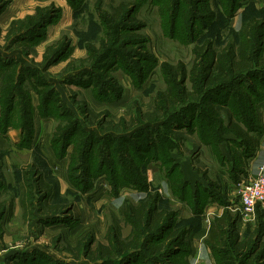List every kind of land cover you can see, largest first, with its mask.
I'll use <instances>...</instances> for the list:
<instances>
[{
    "label": "rangeland",
    "instance_id": "rangeland-1",
    "mask_svg": "<svg viewBox=\"0 0 264 264\" xmlns=\"http://www.w3.org/2000/svg\"><path fill=\"white\" fill-rule=\"evenodd\" d=\"M5 1L7 4L3 11L9 7L0 19V46L6 45L4 36L10 23L7 22L8 16L6 17L8 12L21 13L26 16L28 13H34L37 6H49L51 10H56V13H54L56 18L45 28V36L39 44L31 45L26 40H17L11 46L12 50L10 51H14L12 54H15L17 58L26 59V61L30 62V66L37 67L36 72L44 71L45 80L52 84L49 89L50 92L52 90L53 96H59V99L65 105L60 111L66 116L59 123L54 117H47L51 118L50 123L49 121H42L36 118L34 123L37 133H32L29 143L25 146L19 147L20 141L17 143L19 148H30L34 144L30 152H25L24 150L12 152L9 150L8 154V152L6 153L7 150H0V180L7 184L4 191L0 193V201L4 204L3 217L6 220L5 223L0 221V264H17V258L16 260L9 258V254L11 255L15 251L17 254L26 253L29 255L30 257L28 256L27 260L31 263L40 262L44 258L51 260L52 263L49 264H54L56 260L57 262L59 261V264H159V262L168 264L171 260H173L171 264H197V258L194 257L197 252L195 242L194 244L191 242L194 247L192 248V253L189 246L190 249L188 254H186L185 250L181 248L178 249V252H175L174 246L167 245L166 237L163 239L165 241L163 245L166 248L154 258L150 257L143 248L138 247L130 249L126 254H123L116 247H112L111 258H101L93 253L98 245H108L105 235L107 234L108 226L113 224V221L117 222L122 239L131 234V225L125 223L121 215V208L125 203L137 204L146 197L145 194L158 191L162 197L160 206H166L167 204L169 208L177 211L176 220L179 222L184 214H188L189 211L187 209H189V206L171 199L169 192L162 184L163 182L161 183L159 178L155 177V171H159L162 180L165 175V170L160 161L144 162L147 164L146 168H144L148 190L144 191L145 194L142 196L138 195L143 191L132 185L124 186L122 184L117 190L114 189L111 184L113 174L108 177L105 173L93 176L89 189L81 192L69 182L67 170L73 165L78 169L80 162H84L82 160L84 155H81L78 150L73 152L72 146L77 140L83 142L86 134H82L80 130H77L70 136V144L66 149V154L61 158L55 155L51 145L52 137L57 125L63 128L67 127L71 125L76 117L86 131L95 132L99 137L109 136L97 143L94 151L92 150L88 153V164L98 163L100 158L103 157V145L108 144L107 148L113 151L116 162V166L111 168V172L116 169L119 171H124L125 168L132 169L131 165L133 167L139 166V155L135 154L136 148L138 149L139 147L141 150L143 148L149 149L152 144L146 141L144 130L142 133L136 131V129L148 125L152 127L158 126L154 121H150V118L156 115L161 116V112L155 109L156 92L166 88L160 69L161 63L176 64L181 62L189 69L195 60L193 53L195 46L202 44L205 40H211L215 49L218 50L226 40L231 39L236 34V31L239 30L241 11L250 4L253 5L251 7H254L253 11L250 9V12L261 10V15H263L264 1L243 0L241 1L242 4L235 10L233 17L228 18L225 9L228 4L226 6L224 0H208V6L211 10H214L216 16L212 24L203 29L197 22H194L192 15L190 16L191 25L195 24L192 32L176 29L173 37L169 35L171 31L169 30L168 22L170 23V21L168 17H164L161 1L157 4L156 0H142L141 2L143 3L134 7L133 5L140 0H76L75 5L77 7L75 9L68 4L67 0ZM183 1H185L183 8H185L184 5H187V7L193 6V10L197 8V5L202 7L200 3H194L197 2L196 0ZM11 2L12 4L9 5ZM114 12H117L120 16L127 14L130 19L129 21L127 19L124 20L126 25H122V28L118 29L117 34H119V37H116V32H113L114 26L111 18ZM248 15L249 13H246V17ZM179 20L180 18L178 17L175 26L179 24ZM123 26H128V29ZM175 28H179V26ZM115 38L117 40H113ZM130 38H135L136 40H131ZM43 41H46V45H43ZM140 42H143L144 47L141 46ZM50 44H53V47L49 50L48 56L60 46L66 45L65 48L67 50L65 49L66 52L61 58L47 67L43 59L46 47ZM25 52L27 54L26 57H24ZM144 55H148L150 58L137 59V56L141 58ZM139 70L142 71L145 77L141 86L138 84L139 75L136 74ZM18 71L17 69L14 73ZM102 72L106 75H100ZM130 72L135 75L133 76ZM80 73L82 75L78 78L77 75ZM91 79L96 84L98 83L97 88L88 85ZM243 81L245 84L254 85L256 92L261 91L258 83L260 80L257 78L247 79L245 77ZM101 83H103V86ZM185 85L189 86V82L185 81ZM17 86L18 88H16L20 89L22 93L26 92L28 94L33 105L36 94L33 89H29L24 80L20 81ZM46 89L44 87V90ZM97 90H103L109 100L97 99ZM231 90L228 104L237 108L239 116H244L246 98L242 94L239 95V108L235 102L238 98L237 91L235 87H232ZM103 98H106V96H103ZM226 98L227 95L224 92L218 95V99L221 102H226ZM249 98L253 100L250 99L248 101L251 103L252 109L255 108L258 111L260 106H258L257 97L252 94L249 95ZM17 104L19 116L22 105L19 102ZM0 106H2L1 101ZM65 109L72 113L67 115ZM204 109L210 112L209 105H204ZM218 110L220 117L227 120V114L230 111L226 106ZM111 134H120L127 136V138L123 140L122 145H116V142H111L108 139ZM2 138L6 139L5 136H2ZM181 138L184 139H180V143L176 146L179 151L176 152L173 149L171 152L173 160L180 164L181 158L189 159L192 166H194L192 168L204 170L203 172H207L208 177L213 179L212 182L215 184L220 183L221 185V179L215 170V167H219L212 166L213 162L210 161V154L207 155L204 150L200 151V148H202L201 144L192 135L187 134L185 129L184 131L182 130ZM7 144L12 145L11 141L8 140ZM40 145L47 152L40 151ZM80 147L78 145V148ZM121 147L123 148V153L120 152ZM130 147L133 150H129ZM73 157L80 159V161L76 162ZM130 161L132 162L130 163ZM5 162L6 165L8 162L17 165L16 170L9 168L5 171ZM31 163L37 167L38 173L43 175L44 181L50 186L51 196L49 195L48 201L43 198L39 201L34 197L32 203L34 209L29 213V217L23 216L21 207L16 204L19 203L20 186L26 173L25 168L29 169L27 166ZM150 165L151 168H149ZM75 168L74 173L79 176L82 171L75 172ZM85 178L83 177V180ZM29 180L34 183L32 176H29ZM165 182L167 183L166 179ZM77 184L79 183L77 182ZM221 188H223V185H221ZM232 193L230 195V191L224 187L220 195L223 203L218 204L213 201L217 204V211L221 212L223 208H228L230 211L240 214L241 205L239 204L238 195L236 192ZM49 204H55L58 207L53 208V212L47 210L39 212L37 210L38 206L45 205L44 207H48ZM224 204L228 205L223 206ZM13 206L17 207L14 212ZM185 210H187V213H181L185 212ZM24 215H27V212ZM257 216L258 214H255L253 221H249V224L243 222L240 217V234L252 231L253 223L256 222ZM262 218L264 220L263 215ZM41 221L46 224L42 225ZM146 235L147 232L145 231L143 238ZM187 240L190 245L189 236ZM155 242L153 241L151 244L154 246ZM76 246L79 247L78 251L70 250ZM187 247L182 248L186 249ZM32 254L33 258L31 257Z\"/></svg>",
    "mask_w": 264,
    "mask_h": 264
},
{
    "label": "trees",
    "instance_id": "trees-1",
    "mask_svg": "<svg viewBox=\"0 0 264 264\" xmlns=\"http://www.w3.org/2000/svg\"><path fill=\"white\" fill-rule=\"evenodd\" d=\"M141 1H137L133 6L140 5L143 3ZM160 1L162 2L161 9L164 17H168L171 23L170 25L168 22V27L171 31L169 35L172 37L176 33V29L192 32L195 27L193 22V25H191L190 16L192 15L194 22H197L203 29L211 25L216 17L214 10H211L208 6V0H196L197 2L194 3H200L202 7L197 5L194 10L193 6L187 7V5H184L185 8H183L182 6L185 2L183 0H156V3L158 4ZM241 1L243 0H224V4L226 3V6L228 4L227 7L225 6L228 18L233 17L235 10L242 4ZM67 2L72 8L75 9L77 7L75 5L76 0H67ZM6 4L5 0H0V13L3 12ZM251 6L253 5L249 4L241 11L239 30L236 31V34L231 39L226 40L221 48L216 50L211 40H205L202 44L193 48L195 60L189 69L181 62L176 64L161 63L160 69L166 88L165 90L157 91L155 96V109L161 112V116L156 115L150 118V121H154L158 126L152 127L148 125L136 129V131L142 133L144 130L146 141L152 144L149 149L143 148L141 150L138 147L140 149L138 150L136 148L135 154L139 155V166L133 167L131 165L132 169L125 168L124 171L116 169L111 172V168L116 166V162L113 151L107 148L108 144L103 145V157L100 158L98 163L88 164V153L92 150L94 151L95 145L109 136L99 137L95 132L86 131L76 117L69 125L70 127L63 128L58 125L55 127L56 130L53 134L51 145L55 155L59 158L65 156L66 149L70 144V136L77 130H80L82 134H86L83 142L77 140L72 146L73 152L78 150L81 155H84V157L82 156L84 162H80L78 169L75 168V165L69 167L68 164L69 170H67L69 182L81 192L87 191L92 177L100 173H105L108 177L113 174L111 184L116 190L123 184L124 186H135L139 190L146 192L148 190L145 175L147 164L144 162L160 161L165 170L164 178L167 180L171 196L175 201L185 203L191 209L192 216L183 217L180 222L177 221V211L169 208L167 204L166 206H160L162 197L158 191L145 195L146 197L137 204H123L121 215L124 222L131 225L132 232L122 239L119 226L117 222L113 221V224L108 226L107 234L105 235L108 245H98L93 251L99 257L111 258L112 247H116L123 254H126L130 249L138 247L143 248L150 257L154 258L166 248L163 245L165 237L167 245L174 246L175 252H178V249L181 248L188 254L190 247L187 237L191 231L200 227L201 215L208 201H216L218 204L223 203L221 202L223 200L220 197L221 193L218 191V184L212 182L207 172L195 168L207 181V185L204 186L200 182L192 185L183 178L179 164L171 157L173 149L176 152L179 151L176 146L180 143V139H183L181 138L183 129L188 133H194L201 143L208 145L211 153L218 159L220 164L226 163L228 165L229 175L233 182H237L238 173L243 172L245 169V162L255 154L259 136L264 130V14L261 15V10L250 12V9L253 11L254 8ZM54 13H56V10H51L49 6H37L34 13L28 14L23 18L11 20L4 36L6 41L4 47L6 50H12L11 46L17 40H26L31 45L39 44L45 36V28L56 18ZM246 13H249L247 17ZM178 17L180 20L176 26H179V28H175ZM126 19L130 20L127 14L120 16L117 12H114L111 21L116 37H119V34H117L118 29H121L122 25H126L124 23ZM123 27L128 29V26ZM130 39L136 40L135 38ZM140 43L144 47L143 42ZM52 47L53 44L48 45L44 53L43 61L47 67L61 58L67 50L65 48L66 45L60 46L48 56ZM26 55L25 52L24 57ZM137 57V59L150 58L148 55H144L141 58H139L140 56ZM17 69L19 74L18 72L14 73ZM36 69L37 67L32 66L21 65L19 67V64L12 57H5L0 53V101L2 105L0 106V133H5L10 126L19 128L21 130L19 147L28 144L32 137L34 114V107L28 94L26 92L22 93L20 89H17L20 81L24 80L29 89H33L37 94L38 104L36 110L40 117H54L59 123L66 116L60 111L65 105L59 99V96H53L52 90L50 92L49 89L52 84L45 80L44 71L36 72ZM130 73L133 76L135 75L133 72ZM141 73V70L136 73L139 75L138 84L140 86L145 79L143 73ZM81 75L80 73L77 77L80 78ZM100 75L105 76L106 74L102 72ZM245 77L247 79L257 78L260 80L258 83L261 91L256 92L254 85L245 84L243 81ZM185 81L189 82V86L185 85ZM97 84L93 79L88 83V85L93 87H96ZM101 85L103 86V83ZM44 87L47 89L44 90ZM232 87H235L237 91L238 98L235 102L239 108V95L242 94L246 98L244 116H239L237 108L228 104ZM221 92L226 93V102L219 101L218 95ZM252 94L257 97L258 106H260L259 112L255 108L252 109L251 103L248 102L251 99L249 95ZM103 96H106V98H103ZM96 98L109 100L103 90L96 91ZM18 102L22 105L19 116L17 111ZM204 105L210 106V112L204 109ZM224 106L230 111L227 114V120L220 117L218 112V109ZM65 111L67 115L72 113L68 109H65ZM65 132L66 134L64 135ZM126 138L127 136L120 134H111L108 139L111 142H116V145H122L123 140ZM222 142L227 143L230 160L223 156L219 150L218 146ZM78 145L81 147L78 148ZM129 150L133 149L130 147ZM120 152L123 153L122 147ZM70 159L72 160V158ZM74 160L76 162L80 161L78 158H74ZM27 167L29 169L25 168L26 173L23 182H21L18 204L21 207L22 215L30 217L29 213L34 209L32 205L33 198L36 197L39 201L43 198L48 201L51 191L50 186L44 181L43 175L38 173L37 167L33 166L32 163ZM74 168L75 172L82 171V173L79 176L75 175ZM29 176L33 177L34 183L29 180ZM83 177L86 178L83 180ZM6 185L3 180H0V193L4 191ZM45 205L38 206L37 210L39 212H42V210L53 212L52 209L58 207L55 204H49L48 207H44ZM227 205L224 204L223 206ZM3 206V202L0 201V221L4 218ZM25 212H27V215H24ZM256 214L258 216L256 222L253 223L252 231L244 234H240V214L238 212L223 208L220 213L214 214L209 222L207 235L204 239V244L209 249L214 264H264V220L260 210L257 209ZM45 224V222L42 223V225ZM145 231L147 235L143 238ZM153 241H156L154 246L151 244ZM185 246L189 248H182ZM70 250L78 251L79 247L76 246ZM28 256L26 253L17 254L16 252L9 255V258L12 260L17 258V264L52 263L51 260L44 258L40 262L31 263L27 260ZM31 257L33 258V254ZM171 261L168 264L173 263V260ZM58 262L56 260L54 264H59ZM159 264L163 263L159 262Z\"/></svg>",
    "mask_w": 264,
    "mask_h": 264
},
{
    "label": "crops",
    "instance_id": "crops-1",
    "mask_svg": "<svg viewBox=\"0 0 264 264\" xmlns=\"http://www.w3.org/2000/svg\"><path fill=\"white\" fill-rule=\"evenodd\" d=\"M24 2H28V0H24ZM11 4H12V2L9 5H11ZM8 7L6 9H4V11L2 13H0V19L2 18V14L7 12ZM28 14H32V13H28ZM7 16H8L7 22L9 23L11 20L21 18L24 15H22L21 13L15 14V13H12L10 11L6 14V17ZM43 42H44L43 45H46V41H43ZM12 52H14V51H7L6 48L4 47V45L0 46V53L5 57H12L19 64V67L21 65L27 66V67L30 66L29 65L30 62L26 61V59L23 60L22 58L21 59L17 58V56L15 54H12ZM37 104H38V99H37V94H35V99L33 100V105H32L34 107V114H33L34 132H33V134L37 133L35 131V123H34L36 118H38L39 120H42V121H45V120L49 121V123H50V119H51V118L39 116V114L36 110ZM183 131H184V129H183ZM185 132H186V130H185ZM187 134H188V132H187ZM189 134L192 135V137H194L196 140H198L197 136L194 133L193 134L189 133ZM2 136H5L8 141H11L12 145L7 144V140L5 138H2ZM228 137L233 138L232 136H228ZM20 139H21V130L19 128H16L13 126L8 127V129L6 130L4 135H3V133H0V150H7L6 153L8 152V154H9V150L12 152H18L21 150H24L25 152H30L32 150L34 144H32V146L30 148H19V147H17V143L20 141ZM198 143L201 144V146H202V148H200V151L204 150L207 152V155L210 154V157H211L210 161L213 162L212 166L213 167H215V166L219 167V168L215 167V170L219 174L218 177L221 179V185H223V188H221L220 183H217L218 184V191L220 193H222L224 190V187H226L228 189V191H230V195L233 194L232 192L235 193V189H234L235 182H233V180L231 179V177L229 175L228 165L226 163L220 164L218 159L211 153V149L208 145L201 143L199 140H198ZM218 147H219V150L221 151L222 155L225 156L228 160H230L229 152L227 149V143L222 142L219 144ZM39 148H40V151L47 152V150L44 147H42L41 145L39 146ZM61 161H63V160H61ZM179 162H180L179 167L182 171V174H183V177L185 180L190 182L192 185L196 184L197 182H200L204 186L207 185V181L195 170V168H192L194 166H192L189 159H182L181 158V161H179ZM259 165H264V130L261 133V135L259 136L258 146L256 148L255 154L248 161L245 162L244 168H246V169L248 168L250 171H255L256 167H258ZM9 168H12V170H16L17 165H15L14 163H10V162H8L6 165V162H5V164H4L5 171L8 170ZM149 168H151V165ZM154 175H155V177L159 178V181L161 183L163 182L162 184L164 185V187H166L167 192H169V196H171L170 191H169V187L167 188V183L165 182V178L163 177V180H162L161 176L159 175V171H157V172L155 171ZM238 176H239V173H238ZM210 179L213 181L212 178H210ZM61 185H62V183H61ZM65 187H66V185H65ZM164 190H165V188H164ZM144 194L145 193L142 192L138 196H142ZM171 199H173L172 196H171ZM176 202H178V201H176ZM16 205H18V207H19L18 203ZM185 206H187V205H185ZM13 207H14V210H13V212H14L17 207L16 206H13ZM187 210L189 212L187 215L184 214L183 217H185V218L192 215L190 207ZM187 210H185V212H181V213H187ZM218 212H220V211H217V204L214 203L213 201L208 202L204 208L202 215H201L200 227L197 230L191 231L188 235L189 236V242H190L189 246L191 247V253H192V248H194L193 244L195 242L197 252H196V256H194V257L197 258V264H214V261L210 255V251L207 248V246L204 244V239L207 235V229L209 226L210 219L212 218L213 214L218 213ZM1 222L5 223L6 222L5 218H3L1 220ZM0 240H1V238H0ZM14 253H16V251L11 253V254H14ZM191 253H190V255H191Z\"/></svg>",
    "mask_w": 264,
    "mask_h": 264
},
{
    "label": "built area",
    "instance_id": "built-area-1",
    "mask_svg": "<svg viewBox=\"0 0 264 264\" xmlns=\"http://www.w3.org/2000/svg\"><path fill=\"white\" fill-rule=\"evenodd\" d=\"M234 189L241 205L240 217L243 222L249 224V221H253L257 209L264 216V165H259L255 171L245 168L239 173Z\"/></svg>",
    "mask_w": 264,
    "mask_h": 264
}]
</instances>
